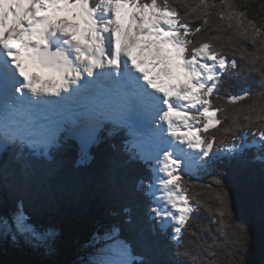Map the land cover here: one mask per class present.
I'll return each instance as SVG.
<instances>
[{"label":"snow or ice","instance_id":"6c2138e0","mask_svg":"<svg viewBox=\"0 0 264 264\" xmlns=\"http://www.w3.org/2000/svg\"><path fill=\"white\" fill-rule=\"evenodd\" d=\"M247 7L236 0H0V158L13 148L46 155L79 129L90 133L81 142L86 160L92 133L111 123L132 137L128 159L152 166L150 211L184 255L220 264L225 246L246 250L250 230L235 226L223 182L214 181L212 204L194 189L197 174L222 156L244 154L253 126L264 150V102L239 106L253 95L264 100V17L250 18ZM230 30L229 43L238 36L261 52L241 56L244 70L259 75V91L220 93L225 73L242 74L220 43ZM0 235L52 236L20 209L0 217ZM94 264L145 262L117 241Z\"/></svg>","mask_w":264,"mask_h":264},{"label":"trees","instance_id":"16d2710c","mask_svg":"<svg viewBox=\"0 0 264 264\" xmlns=\"http://www.w3.org/2000/svg\"><path fill=\"white\" fill-rule=\"evenodd\" d=\"M190 2L194 4L196 0ZM236 2L248 5L245 10L250 18L264 17V0ZM212 20L219 23L215 12ZM230 34L231 30L220 33V43L227 47L228 59L235 58L242 66V74L228 77L225 73L221 95L245 89L259 91V75L244 70L246 62L241 56L261 52L238 36L229 43ZM258 102L264 100L253 95L240 101L239 106ZM227 107L231 112L237 106ZM255 131L253 126L247 133L249 147L242 156L224 155L195 178L194 191L209 204L214 203V190H218L214 181L220 179L229 193L235 226L250 230L246 250L238 245L225 246L220 264H264V150L251 145L258 138L252 135ZM125 135L105 125L90 145L86 160L81 156L80 141L74 135L67 137V133L63 134L67 139L46 155L13 148L0 158L6 161L0 167V217H11L20 209L41 230L52 234L47 242L0 235V264H91L98 253L97 245L112 241L127 242L145 264H200L183 254L184 249L171 238L170 228L161 230L159 222L152 218L147 186L152 170L140 159H128L129 147L126 138L121 137ZM201 217L206 221L208 214L202 212ZM220 239L223 242V237Z\"/></svg>","mask_w":264,"mask_h":264},{"label":"rangeland","instance_id":"374dc122","mask_svg":"<svg viewBox=\"0 0 264 264\" xmlns=\"http://www.w3.org/2000/svg\"><path fill=\"white\" fill-rule=\"evenodd\" d=\"M102 128V127H101ZM85 131H88V130H83V132H85ZM124 131H127V130H124ZM74 132H76L77 133V130H74ZM128 133V132H127ZM128 136H129V142L131 141V139H132V137L129 135V133H128ZM117 241H112V242H107L105 245H100V244H98L97 245V247H98V250H97V254L95 255V256H93V260H92V263L91 264H94V261L98 258V254L99 253H101V252H103L105 249H106V247L107 246H109V245H113V244H115ZM249 262H251V260H249Z\"/></svg>","mask_w":264,"mask_h":264},{"label":"bare ground","instance_id":"6f19581e","mask_svg":"<svg viewBox=\"0 0 264 264\" xmlns=\"http://www.w3.org/2000/svg\"><path fill=\"white\" fill-rule=\"evenodd\" d=\"M153 191H155V189H153ZM157 195H159V193H157Z\"/></svg>","mask_w":264,"mask_h":264}]
</instances>
